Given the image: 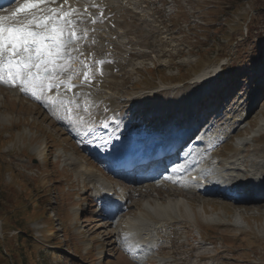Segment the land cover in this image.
I'll return each instance as SVG.
<instances>
[{
    "label": "rangeland",
    "instance_id": "obj_1",
    "mask_svg": "<svg viewBox=\"0 0 264 264\" xmlns=\"http://www.w3.org/2000/svg\"><path fill=\"white\" fill-rule=\"evenodd\" d=\"M108 3L119 23L107 39L120 67L110 68L96 86V98L110 102L114 112L141 100L143 120L153 108L183 117L190 108L181 106L204 96L205 105L223 106H204L202 113L240 118L247 108L240 103L254 96L251 82L260 77L257 109L241 123L245 128L234 129L228 117L220 129L250 131L226 144L237 150L228 156L235 155L238 169L243 164L246 173L264 174V139L252 138L264 134V0ZM254 119L258 128L251 126ZM101 172L40 108L0 88V264H264V195L256 206L238 202L233 209L227 198L211 195H223L219 190L136 184L119 189L129 196L128 212L120 226L118 217L109 227L93 205V186L106 179ZM147 214L153 218L144 219ZM131 234L142 237L149 252L140 261L130 259L138 249Z\"/></svg>",
    "mask_w": 264,
    "mask_h": 264
},
{
    "label": "snow or ice",
    "instance_id": "obj_2",
    "mask_svg": "<svg viewBox=\"0 0 264 264\" xmlns=\"http://www.w3.org/2000/svg\"><path fill=\"white\" fill-rule=\"evenodd\" d=\"M55 2L15 0L16 6L8 10L9 14H0V83L19 86L22 93L30 94L37 100L42 99L46 88L59 89L64 85L70 90L75 87L61 77L71 81L82 68L90 67L79 56L72 54L76 51L72 47L74 41L82 39L75 30L78 22L68 19L73 13L64 11L62 7H41ZM63 2L67 4L68 0ZM83 77L88 79L87 71H83ZM48 100L52 105L59 103L61 107L65 103L54 96L48 97ZM57 118L71 121L69 115Z\"/></svg>",
    "mask_w": 264,
    "mask_h": 264
},
{
    "label": "bare ground",
    "instance_id": "obj_3",
    "mask_svg": "<svg viewBox=\"0 0 264 264\" xmlns=\"http://www.w3.org/2000/svg\"><path fill=\"white\" fill-rule=\"evenodd\" d=\"M112 33V32H111ZM203 73V72H202ZM200 76H205V75H200ZM259 78L260 77H255V78H253V82H251V83H253V84H255V88H252L251 89V92L252 93H255L254 94V96L252 97L250 94H249V97L246 99V101H242L241 102V104L242 103H244V108L247 106V105H250L249 107H251L250 108V111H249V113H251L252 112V109H253V107H254V103L257 101L256 100V98L259 96V91H260V89H261V87H262V81H259ZM198 84V82H195L193 85L194 86H196ZM15 97H17V93H15L14 91H10ZM202 92V91H201ZM256 100V101H255ZM255 101V102H254ZM134 102V104L135 105H133L132 107H131V109L133 110V117H138L139 115H145V108H143V106H139L138 104L141 102V100H135V101H133ZM137 104V105H136ZM240 105V104H239ZM181 108H183L184 110H186V109H188V108H190V111L189 112H187L183 117H181L180 116V114L179 113H177V111H175V112H172L170 109H164V108H157V109H154L153 108V111H152V113L150 114V115H148V116H146L142 121L143 122H146V123H150V122H153L154 120H156V121H159V123H158V128L162 125V122H165V121H171V119H179L181 122L183 121V122H185L186 124H191L192 122H193V120H192V118H191V114H192V111H193V108H194V105H192L191 107H188L187 105H185V106H181ZM132 110H131V112H132ZM167 110V112H165ZM231 111H232V109H231ZM130 112V113H131ZM150 116V117H149ZM149 117V120L147 121V118ZM229 118H231L230 116H228ZM234 119V118H233ZM179 121V122H180ZM234 122H236L235 124H234V129H236V128H238L239 126H240V124L243 122V121H240V122H238V120H236V119H234ZM155 125V126H156ZM242 125L243 124H241V128H245V127H242ZM256 125V126H255ZM263 125V124H262ZM251 126L252 127H254V128H256L257 127V122H255V119L253 120V122H252V124H251ZM259 126V125H258ZM151 127V126H150ZM193 128V126L192 127H190V129H192ZM254 128H252V129H254ZM258 128V127H257ZM233 129V128H232ZM233 129V130H234ZM248 132H249V130H248ZM258 132V131H257ZM247 133V132H246ZM245 133V134H246ZM245 134H243V135H241V132H239V133H233L232 134V137H234V138H242V136H244ZM259 134V133H258ZM237 135H240V136H237ZM237 136V137H236ZM262 137H264V134H259V136H258V138L260 139V138H262ZM128 138H130V137H128V136H126V137H121V138H119L120 140H127ZM231 138V137H230ZM229 138V140H233L234 138H232V139H230ZM256 140V139H255ZM246 149L248 150H250V151H252L250 148H248L247 146H246ZM245 149V150H246ZM232 150H236L234 147H231V146H229V148H228V153L229 154H231V153H233L232 152ZM237 151V150H236ZM234 156V155H233ZM233 156H231V158H233ZM227 157H229L228 155H227ZM230 158V157H229ZM221 165H222V163H221ZM243 173H244V175H246V177L243 179V178H239V180L241 181V182H239V181H237V180H233V179H237V177H231L229 180H232L231 182L232 183H237V186H239V187H242V188H244L245 190H248L249 188H253V190L255 189V190H258V189H260V188H263L264 187V174H260V175H262V176H260L258 179H256V180H253L254 182L252 183L251 182V179L250 178H248V174L250 173H246L245 171H244V166H243V169H240ZM262 170H264V169H262ZM232 183H230V184H228V186L229 185H231ZM214 187V186H213ZM216 188V187H215ZM217 189H219V188H217ZM212 190V189H211ZM206 191H210V190H204V192H206ZM222 194L224 193L223 192V190H219ZM171 195V194H170ZM176 195H181L180 193H177ZM264 195V194H263ZM172 196V195H171ZM239 196V197H238ZM260 195L258 194V195H254V196H250V197H245V196H240V195H234L232 198H239V199H235L234 201L232 200V199H230V200H232L233 202H231V203H229V204H231V206H234V208L233 209H236V208H240L239 206L241 205V204H244V206H245V208L246 209H248V206H251V205H253V206H256V205H254L255 204V199L256 198H258ZM216 199V198H215ZM238 202H240L241 204H239ZM225 203V202H224ZM232 203L233 204H237L238 206H236V205H232ZM264 204V203H263ZM230 206V205H229ZM146 217H149V219H152L153 218V216H150L149 214H147V215H145L144 216V219H147ZM114 218H116V217H114ZM114 218H110V217H107V219H105V220H107V223H108V225H109V227L111 226V223L113 222V220L112 219H114ZM120 224H121V219L119 218L118 219V221H117V223H116V226L118 227V226H120ZM143 227H149V225H147V224H143ZM195 254V253H194ZM202 256V255H201ZM202 260V259H201Z\"/></svg>",
    "mask_w": 264,
    "mask_h": 264
}]
</instances>
